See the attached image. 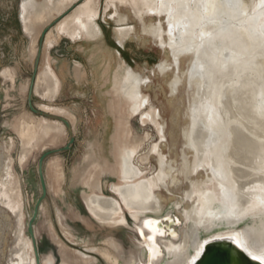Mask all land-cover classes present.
I'll list each match as a JSON object with an SVG mask.
<instances>
[{
  "label": "bare ground",
  "instance_id": "6f19581e",
  "mask_svg": "<svg viewBox=\"0 0 264 264\" xmlns=\"http://www.w3.org/2000/svg\"><path fill=\"white\" fill-rule=\"evenodd\" d=\"M120 5H128L129 14H122ZM100 6L101 0H23L22 25L30 37L28 53L36 71L34 81L31 78L25 87L22 85L28 97L31 90L32 96L47 100L59 95L61 80L51 64L50 48L64 35L74 40L100 38ZM110 9L120 46L129 41L146 43L144 36H148L168 57L148 74L122 58L119 68L124 73L113 87L116 112L124 109L127 119L133 114L152 118L161 142L154 143L141 160L146 163L156 158L159 170L147 176L135 164L146 145L144 139L134 142L126 121L116 146L120 183L111 186L121 200L103 193H85L88 210L101 224L134 228L150 218L159 221L160 232L180 234V240L171 235L159 237L163 258L158 264H194L209 239H234L250 257L249 253L260 255L264 252V0H106V10ZM131 19L137 25H131ZM185 61H189L187 68L183 67ZM159 71L170 73L174 91L183 81L193 87L188 127L182 132L176 129L179 107H174L169 134L160 109H143L147 102L145 82ZM38 110L44 113L39 114L43 118L39 132L30 130L22 135V163L38 135L40 143L66 131L70 139L74 136L69 110L52 105H41ZM181 135L185 147L181 159L166 154L163 147L169 139L175 146ZM8 163L9 206L22 217L21 179L13 170L12 158ZM183 168L189 182L186 198L192 201L187 207H183V194L178 201L174 199L176 187L183 181ZM195 176L199 177L198 186ZM92 185L103 190L98 179ZM121 204L131 211L130 218L123 215ZM176 217L182 226H177ZM24 226L22 222L21 233ZM112 239L117 248V238ZM33 240L22 237L20 261L37 264ZM62 240L72 245L65 236ZM75 249L80 254L79 264H107L95 249ZM150 256L144 248L131 252L130 261L122 264H140ZM42 264H55L54 256Z\"/></svg>",
  "mask_w": 264,
  "mask_h": 264
},
{
  "label": "rangeland",
  "instance_id": "374dc122",
  "mask_svg": "<svg viewBox=\"0 0 264 264\" xmlns=\"http://www.w3.org/2000/svg\"><path fill=\"white\" fill-rule=\"evenodd\" d=\"M22 3L23 0H0V264H29L20 261L19 257L23 252L22 237L33 240L28 225L42 193L37 168L39 158L43 153L64 147L70 141L68 131L41 143L38 135L32 151L25 161L21 162L24 143L22 135L30 133V130L39 132L43 119L42 115L30 109L29 97L24 91V87L32 78L34 66L28 53L30 37L22 25ZM129 9L128 5L119 6L122 14H129ZM109 13L114 14L113 10H106V0H101L98 22L103 35L100 38L74 40L64 35L58 45L52 48V64L62 80L59 95L54 99L48 98L49 100L41 95H33V104L38 109L41 105L67 108L71 113L68 119L75 126V138L71 148L51 154L44 163L47 196L40 204L38 217L34 222L40 264L49 256H54L55 264H61L63 261L79 264L80 254L75 249L79 246L95 249V253L104 258L107 264L126 263L131 259V252H141L148 248L152 256L140 264H150V261L152 264H158L163 258L159 237L171 235L175 240L181 239L180 234H171L169 231L160 232L162 234L149 233L148 229L143 228V221L146 219L135 224L134 228L101 224L90 213L83 198V193L88 190L93 176L101 174V181L108 185V190L102 193L120 199V196L111 190V186L113 183H120L115 145L119 144L122 126L126 121L132 130L134 142L138 143L144 139L143 145H146L140 151L141 156L136 157L135 164L140 165L147 176L159 170L156 158L151 157L146 163L141 160L142 156L151 152L154 143L161 142L152 118L133 114L127 119L124 109L120 108L116 112L113 87L124 73L119 68L122 58L135 69L148 74L161 61L168 60V57L148 36H144L146 43L129 41L120 46L115 35L117 22L110 18ZM130 22L131 25H137L135 20L131 19ZM188 65L189 61L183 63L184 68ZM3 71L10 74L6 76ZM178 88L179 90L175 91L172 89L171 75L166 72L159 71L145 82L144 94L147 102L143 109H160L168 134L173 129L175 106L179 107L176 129L182 132L188 127L187 112L193 87L183 81ZM167 143L168 145L163 147L165 153L181 159L185 149L183 136L178 137L175 146L171 145L170 139ZM10 158L13 159L15 174L22 180V217L9 206L8 181L11 177L8 176L6 168ZM180 176L183 181L176 187L174 199L178 201L180 194H183V207L191 206L192 201L186 198L189 182L184 168ZM4 182H7V185ZM195 182L198 186V176H195ZM121 206L123 215L127 219L130 218L129 208L126 204ZM176 220L177 226L184 224L179 217H176ZM56 221L60 223V229L67 232V240L71 242V246L61 239L64 234ZM22 222L25 226L21 233ZM141 231L145 233L144 236L140 235ZM148 235H154L155 240H148ZM113 237L117 238V248L112 244ZM89 260L95 261V258L89 256Z\"/></svg>",
  "mask_w": 264,
  "mask_h": 264
},
{
  "label": "water",
  "instance_id": "95a60500",
  "mask_svg": "<svg viewBox=\"0 0 264 264\" xmlns=\"http://www.w3.org/2000/svg\"><path fill=\"white\" fill-rule=\"evenodd\" d=\"M46 31L47 29L44 31L41 37L40 46H42ZM35 75H36V71H34L32 75V82L35 79ZM28 100H29V107L34 113L42 114V115L44 114L43 112L36 109V107L34 106L32 90L30 91ZM66 123L68 124V122ZM74 138H75L74 136H71L69 143L64 147H60L43 153V155H41L38 161L37 168H38V174L42 187V193L35 205L33 215L29 219L28 231L33 237L34 242L36 244V254L39 264H40L39 250L34 236L33 226H34V222L38 217L40 204L47 196V185L44 176V163L46 158L51 154L61 153L70 149L72 144L74 143ZM194 264H259V261L253 260L252 257H250L241 247H239L235 243L234 239H212V240L209 239L204 246L201 256Z\"/></svg>",
  "mask_w": 264,
  "mask_h": 264
},
{
  "label": "snow or ice",
  "instance_id": "6c2138e0",
  "mask_svg": "<svg viewBox=\"0 0 264 264\" xmlns=\"http://www.w3.org/2000/svg\"><path fill=\"white\" fill-rule=\"evenodd\" d=\"M143 228L148 229L149 233H155V234H162L160 233L159 230V221L158 220H152V219H146L143 221ZM141 236H144L145 233L143 231L140 232ZM148 240H153L155 239L154 235H148L147 236ZM252 255L253 260H258L259 264H264V252H261L260 255H254L252 253H249Z\"/></svg>",
  "mask_w": 264,
  "mask_h": 264
},
{
  "label": "crops",
  "instance_id": "0c3cea01",
  "mask_svg": "<svg viewBox=\"0 0 264 264\" xmlns=\"http://www.w3.org/2000/svg\"><path fill=\"white\" fill-rule=\"evenodd\" d=\"M59 43V42H58ZM58 43H56L55 45H53L52 47H51V49H50V58H51V64H52V62H53V60H52V55H51V50H52V48H54L56 45H58ZM52 66H53V64H52ZM54 68V67H53ZM55 70V69H54ZM56 71V70H55ZM57 73V72H56ZM58 74V73H57ZM59 76V75H58ZM59 78H60V76H59ZM60 80H61V78H60ZM61 89H62V80H61ZM60 92H61V90H60ZM113 104H114V102H113ZM67 109V108H66ZM68 110V109H67ZM71 114V113H70ZM73 132L75 133V126H74V123H73ZM115 150H116V145H115ZM99 180V183L102 185V188H103V190H101V191H99V190H97L95 187H93V185H92V182L93 181H95V180ZM108 188V185H105L102 181H101V174H95L94 176H93V178H92V181H91V183L88 185V190H85L84 191V193H83V198H84V196H85V193H91V192H96V193H102L104 190H108L107 189ZM85 200V199H84ZM58 224V226H60L59 224L60 223H57ZM60 228V227H59ZM61 231H62V228L60 229ZM62 233L64 234V236H65V238L66 239H68V237H67V232H64V231H62ZM62 239V238H61Z\"/></svg>",
  "mask_w": 264,
  "mask_h": 264
}]
</instances>
